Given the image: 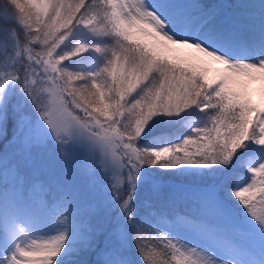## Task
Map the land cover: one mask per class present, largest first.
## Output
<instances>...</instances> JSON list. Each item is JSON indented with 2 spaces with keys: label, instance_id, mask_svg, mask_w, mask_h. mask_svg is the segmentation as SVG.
Here are the masks:
<instances>
[{
  "label": "snow or ice",
  "instance_id": "obj_1",
  "mask_svg": "<svg viewBox=\"0 0 264 264\" xmlns=\"http://www.w3.org/2000/svg\"><path fill=\"white\" fill-rule=\"evenodd\" d=\"M0 264H264V0H0Z\"/></svg>",
  "mask_w": 264,
  "mask_h": 264
},
{
  "label": "rangeland",
  "instance_id": "obj_2",
  "mask_svg": "<svg viewBox=\"0 0 264 264\" xmlns=\"http://www.w3.org/2000/svg\"><path fill=\"white\" fill-rule=\"evenodd\" d=\"M202 2L205 3H220L222 0H202ZM225 3L228 4L229 7L233 6L235 4L236 6L243 7V8H251L254 10V14L258 17L260 12V0H224ZM82 39H85L81 37ZM99 54H93L91 52L84 54L81 58H76L77 63L76 67L83 69V70H89L93 69L95 67V61L97 60V57ZM84 58V59H83ZM83 59V60H82ZM252 95L253 100L256 99L258 102H260L261 96H260V85L259 83H255L252 85ZM78 111V110H77ZM80 115H83V113H80ZM184 126V131L179 134H175L171 141L165 142V143H172L178 140L182 137L183 134L187 133L190 129L189 126L193 124H200V122L195 118V116L189 117L186 121L182 122ZM167 126H157L153 131H156L157 129L164 130ZM169 127V126H168ZM147 131V130H146ZM167 184H174V183H167ZM176 184V182H175ZM57 233L55 231L49 232L47 235H39L37 237L38 240L47 239L52 235H56ZM27 243H31V238L27 241ZM95 257H91L90 259H94Z\"/></svg>",
  "mask_w": 264,
  "mask_h": 264
},
{
  "label": "trees",
  "instance_id": "obj_3",
  "mask_svg": "<svg viewBox=\"0 0 264 264\" xmlns=\"http://www.w3.org/2000/svg\"><path fill=\"white\" fill-rule=\"evenodd\" d=\"M87 39V37H83ZM95 54V53H93ZM84 59V58H83ZM82 59V60H83ZM254 102L259 103L256 99H254ZM195 118L201 123V118L198 115H195ZM184 131L183 124H175L171 126L165 127L164 130L157 129L156 131H153L152 133H149L148 136L144 137L145 140L151 138L152 136H159L162 138V142H169L173 138L175 134L182 133ZM157 175L166 183H174L176 184H183V183H191L190 178L188 177H180L176 176L172 172H164L163 170H157Z\"/></svg>",
  "mask_w": 264,
  "mask_h": 264
}]
</instances>
